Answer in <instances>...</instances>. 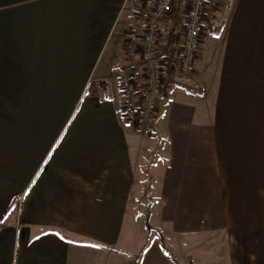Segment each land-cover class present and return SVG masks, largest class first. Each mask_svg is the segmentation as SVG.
<instances>
[{"label": "crops", "instance_id": "1", "mask_svg": "<svg viewBox=\"0 0 264 264\" xmlns=\"http://www.w3.org/2000/svg\"><path fill=\"white\" fill-rule=\"evenodd\" d=\"M135 6L0 0V264H264V0H235L210 82L207 37L168 77L150 134L91 83L118 91Z\"/></svg>", "mask_w": 264, "mask_h": 264}, {"label": "built area", "instance_id": "2", "mask_svg": "<svg viewBox=\"0 0 264 264\" xmlns=\"http://www.w3.org/2000/svg\"><path fill=\"white\" fill-rule=\"evenodd\" d=\"M134 1L122 48L129 68L119 78L118 91L108 78L91 83L105 102L120 98L125 126L150 134L168 77L192 73L203 38H221L235 0Z\"/></svg>", "mask_w": 264, "mask_h": 264}, {"label": "rangeland", "instance_id": "3", "mask_svg": "<svg viewBox=\"0 0 264 264\" xmlns=\"http://www.w3.org/2000/svg\"><path fill=\"white\" fill-rule=\"evenodd\" d=\"M205 44H204V49L203 47L201 48V52H200V59H201V64L199 63V66H198V74L200 76H202V80L203 81H207L210 82L209 79L213 78L216 74V65H217V61L215 60V54H214V51H213V48L212 46L218 42V40H215L213 38H210V37H207L205 40H204ZM212 80V79H211ZM178 90V91H182L184 93H186L185 89V85H181V86H178V88H172V86L169 88V92L170 90ZM187 95V94H186ZM196 97V95L194 96ZM198 97V96H197ZM143 135L144 137H147V134H141ZM137 228L139 227V231H141V229H146L147 228L145 227V224H144V218H143V221H141V219H139L137 222ZM148 231V230H147ZM151 233V232H150ZM151 240H153V237L151 238ZM186 264H189V263H186Z\"/></svg>", "mask_w": 264, "mask_h": 264}, {"label": "water", "instance_id": "4", "mask_svg": "<svg viewBox=\"0 0 264 264\" xmlns=\"http://www.w3.org/2000/svg\"><path fill=\"white\" fill-rule=\"evenodd\" d=\"M166 104V100L162 99L158 104V116L157 118H160L164 112V106ZM151 207L152 203H148L145 207V215H144V224L148 231L151 230V226L149 225V219L151 216Z\"/></svg>", "mask_w": 264, "mask_h": 264}, {"label": "snow or ice", "instance_id": "5", "mask_svg": "<svg viewBox=\"0 0 264 264\" xmlns=\"http://www.w3.org/2000/svg\"><path fill=\"white\" fill-rule=\"evenodd\" d=\"M93 247H98V246L94 245Z\"/></svg>", "mask_w": 264, "mask_h": 264}]
</instances>
